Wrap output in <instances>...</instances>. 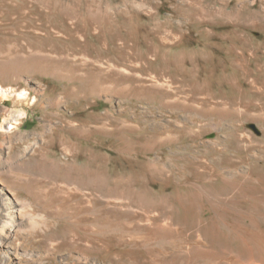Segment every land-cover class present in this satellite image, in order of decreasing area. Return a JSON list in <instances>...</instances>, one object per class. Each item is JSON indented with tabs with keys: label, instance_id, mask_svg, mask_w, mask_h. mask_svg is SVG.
I'll use <instances>...</instances> for the list:
<instances>
[{
	"label": "rangeland",
	"instance_id": "374dc122",
	"mask_svg": "<svg viewBox=\"0 0 264 264\" xmlns=\"http://www.w3.org/2000/svg\"><path fill=\"white\" fill-rule=\"evenodd\" d=\"M136 1L145 2L144 8L138 10L142 17L141 22L148 25V30L143 31L142 35L122 31L117 41V35L110 31L104 34L87 30L84 34L77 30L66 33L61 28L63 19L60 15L55 16L51 12L45 18L43 10L36 13L38 11L36 7L30 6L25 17H9L6 12L0 17V25L10 28V31L0 29V42L8 37L54 38L73 47L68 58L81 64L84 59L80 51L83 41H87L91 53L105 54V59L124 64L131 70L130 73L124 74L147 79L148 74L157 76L161 71L165 72V81L152 84L164 87L168 80L171 87L167 88L173 89L167 91L170 94L179 93L181 100H184L180 108L163 107L160 101L166 100L164 96L156 94L155 99H150L146 93L130 97L96 94L89 95L86 100L76 101L64 89L58 90L60 82L52 76L39 77L29 71H18L15 79L18 81L17 84L21 87L28 86L32 94L38 98L42 96L44 90L52 86L56 88L57 93L66 92L65 98L71 102L61 103L58 109L60 112H76L77 121L81 119L82 112L84 114L110 111L124 124L170 131V135L182 148L176 152L175 145L173 148L167 145L165 149L169 155L166 156L175 151L174 156L180 166L185 161H192L200 166L209 163L207 166L212 167L216 166L218 158L223 161L226 158L232 159L231 168L223 167V176L229 180L242 177L246 187L254 190L264 201V0H203L208 4L205 7L207 11L203 16L195 18L200 24L190 30L189 22L186 23L188 18L185 16V9L189 5L196 6L200 0ZM234 6L258 13L263 19L250 18L248 24H243L241 19L226 15ZM1 8L4 9L3 6ZM17 21L28 24L25 23L23 27L18 28ZM158 21L167 23V28L165 26L160 29L159 32L163 33L161 35L153 27L154 22ZM31 22H37L41 30L32 32L29 28ZM45 22H50L51 26L46 27ZM169 30L176 32V39L169 37L171 33ZM162 36L165 41H162ZM102 37L105 44L99 42V38ZM145 40L150 45H147ZM131 44L135 45V49L129 52L126 47ZM58 47H63V42L58 43ZM113 49L115 51H111ZM173 54L177 56L174 58ZM36 55L39 54L29 53L32 57ZM2 61L5 62L3 59ZM176 63L181 64L183 72H177ZM3 107L5 108L2 109L0 106V126L4 117L2 112L7 110L9 113L8 110L13 107L17 111L11 112H14L18 119L19 130L22 132L28 133L42 124V110L36 104L14 106L13 100L10 99ZM5 125L9 127L8 123ZM60 127H63L62 123ZM36 136L41 143L37 132ZM4 138L5 133L0 131V149L5 150L3 152L5 159L9 143ZM73 142L79 143L77 140ZM105 149L110 157L114 155L113 151ZM59 151L56 148L57 156L54 158L58 159V162H62L63 158L66 161L69 156ZM146 158L156 163L163 160L158 150L146 154ZM77 163L81 165L84 159L80 157ZM108 165L110 167L117 165L118 170L127 166L115 164L113 160ZM159 165L162 166V163ZM109 171L105 177L107 193L114 191L112 189L115 185L122 184L119 190H124L126 195L135 198L145 197L154 211L141 209L133 204L134 202L126 205L115 196L108 197V194L95 203H85L82 192L73 190L68 196H51L48 203L43 202L55 209L62 207L64 218L38 219V223L33 224L25 216L21 221L17 220L14 231L9 229L2 231L3 216L0 210V264H112V261L118 264H167L173 258L180 262L187 252L177 249L175 253H164L160 249L161 246L172 241L181 243V239L195 241L198 232L214 223H220L222 234H226L224 228L229 224V219L217 213L213 201L203 197L195 200L201 191L212 196V192L220 188L221 178L216 173L207 181L195 182L187 170L172 176H167L169 173L165 171L159 182L151 183L148 177L143 175L147 172L142 173L139 168L126 174ZM129 173H137V178L129 176ZM77 203L83 206L78 214L72 210L73 205ZM168 212L172 214L171 226L178 225L179 230L172 229V236L167 238L161 235L153 237L147 242L148 248L143 247L140 241L138 245L134 242H119V236L111 233L115 231L144 235L151 226L166 229L167 226L160 219V214ZM73 215L75 217L70 218ZM96 216H102L103 219H97ZM109 216L118 221L117 224L113 222L115 224L113 228L109 227L106 221ZM42 222L56 225L60 230L67 227L68 233L60 237L58 243L48 244L35 231L43 224ZM262 222L264 228V217ZM88 239H98L108 247L104 248L103 245L97 247L96 244H90ZM85 248L90 251L83 252L82 249ZM6 249H9L10 253H5ZM197 264L215 262L199 261Z\"/></svg>",
	"mask_w": 264,
	"mask_h": 264
},
{
	"label": "bare ground",
	"instance_id": "6f19581e",
	"mask_svg": "<svg viewBox=\"0 0 264 264\" xmlns=\"http://www.w3.org/2000/svg\"><path fill=\"white\" fill-rule=\"evenodd\" d=\"M197 3L196 6L189 5L185 9L189 30L198 27L200 23L195 18H199L200 15L203 16V13L207 11L205 8L208 5L207 2L200 0ZM116 5L118 6L115 7ZM144 5V1L138 2L136 0H3L0 2V17L5 12L9 17H25L27 8L34 6L38 10L36 13L41 12V10L44 11L45 18L51 12L55 16L60 15L63 19L61 28L66 33L77 30L84 34L87 30L92 33L104 34V32L110 31L117 35L118 41V35L122 31L132 35H142L143 31L148 30V25L141 22L142 17L138 11L144 8ZM2 6L4 9L1 8ZM226 15H233L235 18L241 19L243 24H248L250 18L263 19L258 13L236 6L231 11L226 12ZM18 21V28L23 27V24L26 23ZM49 23L45 22L46 27L51 26ZM165 26L167 28V23L158 21L154 22L153 27L161 35L163 33L159 31ZM0 27L1 31H10L9 27L1 25ZM29 28L32 32L41 30L37 22H31ZM169 31V37L176 39V32L174 30ZM161 39L165 41L164 36ZM60 42H63V47H58ZM99 42L105 44L104 38H99ZM145 43L150 45L147 40ZM72 48L67 42L54 38L25 37L16 39L8 37L0 42L1 108L4 109L3 106L10 99L13 100L14 106L32 103L42 110L43 118L42 124L35 127L33 131L24 133L19 130L18 119L13 114L17 110L14 107L8 110L9 113L7 110H2L4 117L1 121L0 131L5 133L4 139L9 144L5 159L3 157L5 150L0 149V210L3 216L1 230L14 231L17 220L21 221L25 216L33 224L35 222L37 224L38 219L64 218L62 207L55 209L43 202L48 203L51 196H68L73 190L82 192L85 203H95L107 197L108 194V197L115 196L126 205L134 202L133 204L141 209H152L145 197L135 198L126 195V191L119 190L122 184L115 185L112 189L114 191L107 193L105 177L109 170L126 174L130 170L139 168L141 169L140 172H147L143 175L148 177L151 183L159 182L165 171L169 173L167 176H172L182 174L187 170L195 182L207 181L213 173H216L221 178L218 191H213L212 196L201 191L195 200L203 197L208 201H213L217 213L229 219V224L224 228L226 234H222L220 223H214L207 225L198 232L195 241L181 239V243L172 241L161 246L160 249L164 253H175L178 250L187 252L185 258H181L180 262L173 258L167 264H197L199 261L215 262V264H264V228L262 222L264 201L254 190L246 187L242 177L237 180H229L223 176V167L231 168L233 166L232 159L226 158L223 161V159L218 158L216 166L211 165L212 167L207 166L209 164L207 162L206 165L200 166L192 161H185L180 166L177 164L178 159L174 155L182 147L176 143V139L170 135L168 130L124 124L119 122V119L110 111L84 112V114L82 112L80 113L81 119L77 121L76 112L65 110V112H60L58 109L61 103L71 102L65 98L66 92L76 101L86 100L89 95L96 94L130 97L146 93L150 99H155L156 94H159L166 98V100L160 101L161 106L180 108L184 100H181L179 93L170 94L167 91L169 89L167 87H171L168 80L164 87L152 84L161 80L165 81V72L161 71L162 74L158 72L157 76L148 74L147 79H138L133 74H124L130 73L131 70L124 64L105 59V54L91 53L87 41H83L80 51L84 61L77 64L68 58ZM126 48L130 52L135 49V45L131 44ZM111 51H115V49ZM32 52L39 55L36 57L29 56V53ZM175 69L178 73L183 72L181 64L176 63ZM18 71H29L39 77L50 75L60 82L58 90L64 89L66 92L57 93L56 88L54 89L52 86L44 90L42 96L38 98L37 95L32 94L28 86L22 85L23 87H21L17 84L18 81L15 79ZM11 110L14 112L12 113ZM53 121L58 123H51ZM6 123L9 124V127L5 125ZM60 123L63 127H60ZM36 132L40 136L41 143L37 140ZM72 139L77 140L79 145ZM167 145L170 146L169 148H173L175 145L174 150L176 152L173 151L170 156H166L169 155L165 149ZM56 148L69 158L66 161L63 158L62 162H58V159L54 158L57 156ZM105 148L113 151L114 155L110 157L108 152H105ZM156 150L160 151V156L163 159L160 162L162 166L159 165L160 163L146 158V154ZM80 157L84 159V163L81 165L78 164L80 162L77 163ZM70 160L71 163H69ZM112 160L115 164H126L127 166L121 167L119 172L117 165L111 167L108 165ZM129 176L137 178V173H132ZM82 209L83 206L77 203L73 205L72 210L78 214ZM152 210L154 211V209ZM156 214V216L159 215L158 212ZM171 215L169 212L160 214V219L167 226L166 229L151 226L144 235L115 231H111V233L119 236V242H134L138 245L140 241L143 247L148 248L149 243L147 242L153 237L161 235L167 238L172 236V229L179 230L178 225L171 226ZM111 216L106 221L109 223L108 226L113 228L118 221ZM74 217L75 215L70 218ZM96 217L103 219L102 216ZM38 228V230L35 229L38 236L51 245L58 243V239L68 233L67 227L60 230L56 225H51L48 222H44ZM87 241L90 244H96L97 247L100 245H103L104 248L108 247L98 239H88ZM88 250L90 251V249H82L83 252ZM5 253H10V250L6 249ZM112 264L118 263L112 261Z\"/></svg>",
	"mask_w": 264,
	"mask_h": 264
}]
</instances>
